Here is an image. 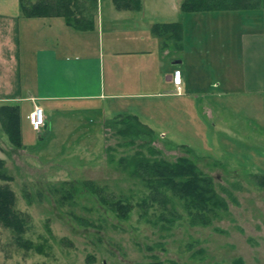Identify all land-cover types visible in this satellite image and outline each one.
I'll return each mask as SVG.
<instances>
[{"label": "rangeland", "instance_id": "374dc122", "mask_svg": "<svg viewBox=\"0 0 264 264\" xmlns=\"http://www.w3.org/2000/svg\"><path fill=\"white\" fill-rule=\"evenodd\" d=\"M170 4L157 22L163 16L185 23L195 89L209 78L219 86L209 98H186L178 110L176 103L161 106L156 99L138 105L154 106L153 146L160 157L175 161L185 156L177 147H188L202 158L198 168L213 179L225 207L210 224L190 225L176 198L151 200L149 190L117 167L135 148L118 147L115 129L101 128L90 112L52 111L49 119L45 113L42 140L23 118L26 150L17 151L1 132L0 159L26 231L18 246L0 226V264H264V10L194 19L191 13L176 16ZM89 184L100 192L91 193ZM99 197L128 206L127 217L119 218Z\"/></svg>", "mask_w": 264, "mask_h": 264}, {"label": "crops", "instance_id": "0c3cea01", "mask_svg": "<svg viewBox=\"0 0 264 264\" xmlns=\"http://www.w3.org/2000/svg\"><path fill=\"white\" fill-rule=\"evenodd\" d=\"M24 1L29 6L39 2ZM173 1L96 0L95 9L86 0L84 21L78 23L59 5H49L43 16H25L23 0H0V107L19 108L22 147L17 151L26 150L23 118L27 129L42 140L41 130L34 132L27 121L34 106L42 108L48 119L52 111L90 112L101 128L118 116H135L153 130L154 106L138 105L139 101L156 99L161 106L176 103L178 110L179 104L194 94L204 95V99L215 95L214 87L219 85H210V78L200 90L194 87L186 56L185 23H180L179 38L172 28H161L179 22L163 16L165 21L157 22L169 3L179 16V0ZM211 13L221 12L191 14L195 19ZM208 53L203 51L207 56ZM175 70H180L181 75L179 92L172 82ZM199 83L204 84L200 79ZM188 104L192 107L191 101ZM196 106L201 110L199 102ZM166 135L160 131V136Z\"/></svg>", "mask_w": 264, "mask_h": 264}, {"label": "trees", "instance_id": "16d2710c", "mask_svg": "<svg viewBox=\"0 0 264 264\" xmlns=\"http://www.w3.org/2000/svg\"><path fill=\"white\" fill-rule=\"evenodd\" d=\"M119 0H115L118 2ZM96 9V0H90ZM51 4L59 5L67 11L69 16L78 23L84 21L86 0H39L37 4L29 6L23 0L21 9L25 16H43L44 10ZM180 10L183 13L198 12H249L264 10V0H179ZM68 17V15H67ZM70 18V17H69ZM70 22V20H69ZM71 23V22H70ZM161 28H172L181 38V24L161 25ZM202 110V109H201ZM202 114V111L200 112ZM205 117V116H204ZM103 127L115 129V136L121 139L118 147L135 148L132 154H126L117 161V167L130 179H136L142 186L149 190L150 199L173 200L180 203L189 217L190 225H208L215 215L219 214L220 207H225L223 200L217 195L213 179L198 168L201 157L195 156L191 150L179 145L185 156L175 161H168L160 157V150L153 146L156 142L155 132L142 124L137 117L122 115L105 122ZM4 133L10 145L21 149L19 108L16 106L0 107V133ZM113 148H107L112 151ZM215 162V161H213ZM214 165H219L215 162ZM264 180V178H262ZM12 178L4 170V162L0 159V226L12 232L15 243L23 245V234L26 231V220L23 215L15 210L14 192L8 186ZM88 185V184H87ZM89 184L91 193L100 192ZM159 197V198H158ZM107 199L99 197L105 207L112 206L118 211L119 218L125 219L129 210L119 202L109 203ZM27 245H31L28 243ZM234 264H244L241 259Z\"/></svg>", "mask_w": 264, "mask_h": 264}, {"label": "built area", "instance_id": "2783aa9c", "mask_svg": "<svg viewBox=\"0 0 264 264\" xmlns=\"http://www.w3.org/2000/svg\"><path fill=\"white\" fill-rule=\"evenodd\" d=\"M172 82L176 87L177 92H179L181 85V75L179 70L174 71ZM27 119L33 131L37 132L44 126V113L40 107L35 106L32 112L28 115Z\"/></svg>", "mask_w": 264, "mask_h": 264}]
</instances>
